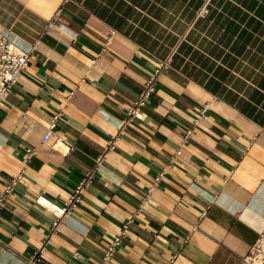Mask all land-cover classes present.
Here are the masks:
<instances>
[{"label": "crops", "instance_id": "obj_1", "mask_svg": "<svg viewBox=\"0 0 264 264\" xmlns=\"http://www.w3.org/2000/svg\"><path fill=\"white\" fill-rule=\"evenodd\" d=\"M0 33L31 50L0 100V264H248L264 225V0H0ZM90 169L53 227L38 199L62 207Z\"/></svg>", "mask_w": 264, "mask_h": 264}, {"label": "built area", "instance_id": "obj_2", "mask_svg": "<svg viewBox=\"0 0 264 264\" xmlns=\"http://www.w3.org/2000/svg\"><path fill=\"white\" fill-rule=\"evenodd\" d=\"M56 13L49 19L47 22V27L52 28L56 23ZM171 54L166 57L159 59L157 64L155 65L152 72L148 75L143 83V87L138 94L137 98L132 101L128 109L126 110L125 116L121 120V126L126 122L131 121L133 119L138 118L139 109L149 99V97L154 93L155 86L157 83V79L159 75L165 71L170 63ZM31 57V50L24 51L17 47L13 42L7 39L6 36L0 33V100L5 99L9 93L11 92L14 84L16 83L18 77L25 69L27 61ZM53 126V121L50 123L49 127L46 129L45 134L43 135V139L46 140L51 132V127ZM190 133V130L185 132V137H187ZM117 136H111L107 141V148H113L116 142ZM179 151H176L178 154ZM163 174L161 171L155 178L154 182L151 186H149L143 194L142 202L143 203H154V200L151 196V191L156 186V182L159 180L160 176ZM93 177V169L86 170L82 173L80 179L77 181L72 193L69 195L67 201L62 207H56L52 204L48 205L42 203L40 198L38 199L39 203L45 207L52 209V211L56 214V220L52 223L53 227H56L59 219L64 216L70 214V211L73 207H75L81 199V196L86 189V187L91 182ZM10 190V185H7L5 188V192ZM128 222L126 221L120 231L116 233L112 239L109 241L103 255H102V263L107 262L112 257L114 251L117 246L120 244L121 238L127 232ZM38 260V254L32 256L28 262L29 264H36ZM244 261L248 264H264V225L258 231L257 236L253 243L250 245L248 253L244 257Z\"/></svg>", "mask_w": 264, "mask_h": 264}]
</instances>
